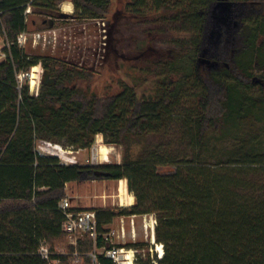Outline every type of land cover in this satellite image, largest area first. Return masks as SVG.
<instances>
[{
	"label": "trees",
	"instance_id": "obj_1",
	"mask_svg": "<svg viewBox=\"0 0 264 264\" xmlns=\"http://www.w3.org/2000/svg\"><path fill=\"white\" fill-rule=\"evenodd\" d=\"M64 1L0 0L5 43L0 60V264H46L37 254L41 243L58 264H89L87 255L106 246L102 235L114 218L149 214L156 219L154 240L163 251L156 264H264V160L252 154L225 161L213 156L221 142L236 141V133L247 127L259 125L264 133V1L231 0L246 6L242 26L225 34L209 57L219 68L202 72L196 64L215 0H127L124 10L137 17L160 14L157 20L170 17L183 26L190 48L164 60L167 70L156 78L154 91L140 93L122 83L117 92L105 95L69 86L72 78L90 75L17 43L19 34L35 28L37 17L56 18ZM70 1L78 20H104L110 13L111 0ZM37 65L55 74V84L41 85L32 95L27 78L19 87L17 76ZM255 70L262 74L255 76ZM179 71L182 75L174 81L171 76ZM185 99L190 110L182 121L192 158H142L145 146L134 153L145 137L172 120ZM97 134L122 146L119 164L64 165L35 151L37 140L88 148ZM88 180H125L134 203L117 211L91 210L98 235L95 244L88 235L78 238L75 261L71 246L66 253L53 251L66 240L58 205L66 184ZM97 257L99 264H114Z\"/></svg>",
	"mask_w": 264,
	"mask_h": 264
},
{
	"label": "rangeland",
	"instance_id": "obj_2",
	"mask_svg": "<svg viewBox=\"0 0 264 264\" xmlns=\"http://www.w3.org/2000/svg\"><path fill=\"white\" fill-rule=\"evenodd\" d=\"M126 1L111 0L110 13L107 18L94 21L76 19L73 15L74 8L71 1L65 0L58 6L59 12L56 18L52 19L48 16L36 18V26L35 28L30 27L29 33L30 35L38 32L44 33L45 37L33 40V37L29 36L25 49L41 56L61 60L69 64L68 69L88 73L89 77H74L69 82V86L75 85L81 91H89L97 95L111 94L117 92L122 83L134 85L140 93L147 94L151 90L154 91L156 78H161L167 70L163 68L162 63L164 60H170L176 52L190 48L188 43L190 34L184 31L185 28L179 23H172L170 17L167 20H163L162 17L157 20L160 14L156 17L155 15L137 17L125 11L123 5ZM65 3H71V13L63 10ZM4 47L5 43L0 37V57H2ZM34 67L36 69L34 71L31 69L29 72L30 77H24L27 78L26 82L32 95L38 93L43 71L41 65ZM206 67L208 68V66H203L201 71L207 70ZM31 74L36 76L35 79L31 78ZM253 74L258 76L262 74V71L255 70ZM181 75L182 72L179 71L171 78L175 81ZM50 76L55 78L54 73ZM32 81L37 83V89L36 87L31 89ZM257 90L258 88L255 87L253 92L256 93ZM187 110H190V103L185 99L184 105L175 110L172 120L161 125L152 136L145 137L140 147H134V153L145 146L142 158H149L151 155H157L159 159L165 158L170 161L192 158L194 149L182 121ZM258 127L259 125L251 129L247 127L246 130L236 133V141L231 139L221 142L217 152L213 154L215 160H236L241 156L251 154L258 160H264V133L259 132ZM95 140L96 136L88 148H75L73 154L77 157L78 164L92 165L90 162L92 152L94 148L101 146L107 149V153L100 154V161L95 165L119 164L122 161V146L107 143L108 140L103 135L101 142L96 143ZM41 141L44 140H37L35 147ZM211 155L210 152L205 154L206 157ZM171 168L172 166H169L164 171ZM118 182L88 180L78 183L80 184L78 186L77 183H68L67 186L65 185V198L68 199L70 206H77L79 210L110 208L117 211L126 207L120 205L117 198ZM70 193H75L77 198L72 199L67 196ZM127 194L131 195L128 190ZM90 198H95L98 202L96 208L88 206ZM150 215L152 214L146 215V219ZM119 218L120 216H117L113 220L115 223L109 228V231L115 233L112 237V244L123 248L124 251H136L132 264H141L148 259L158 258L159 253L156 247L163 252L162 246L156 244L155 240L152 242L150 236L145 233L143 216L135 220V225L126 219L127 216H124V223L120 222ZM118 225H120L119 228ZM121 228L124 230L123 236H121ZM132 231H134L133 234ZM68 246L66 238L63 243L57 244L53 251L66 253ZM97 252H101V249Z\"/></svg>",
	"mask_w": 264,
	"mask_h": 264
},
{
	"label": "built area",
	"instance_id": "obj_3",
	"mask_svg": "<svg viewBox=\"0 0 264 264\" xmlns=\"http://www.w3.org/2000/svg\"><path fill=\"white\" fill-rule=\"evenodd\" d=\"M31 13V8L28 5L27 8L24 11V14L27 16ZM29 36L33 37V40L36 39H44L45 35L44 33H33L30 35L28 32H23L18 35L17 37V43L21 47H25L27 44V39ZM4 56L3 54L1 55ZM0 57V58H2ZM29 73L27 74H19L17 76L19 87L23 82L24 77H28ZM96 143L102 141V135H96ZM35 151L40 156H50V157H56L59 159L61 164L69 165V164H77L78 160L77 157L73 154L74 149L69 147H64L61 144L58 143H52L50 141H41L35 147ZM100 161V156L98 155V148H94L92 152V156L90 158L91 164L95 165ZM125 181V180H124ZM126 184V181H125ZM120 204V202H119ZM121 205V204H120ZM59 211L64 216V220L61 225L62 232L66 235V238L68 240L69 246L74 248V251L72 253V257L75 258V261H78L79 255L76 250L77 246V240L79 237H82L84 235H88L92 240L94 241L97 238V220L96 215L94 211L91 210H84V211H77L72 212L70 209V203L67 198H64L60 201L58 205ZM146 215H143V229L145 233L150 236L151 241L154 242V229L156 226V219L154 215H150L148 219H146ZM121 236L124 234V230L121 228L120 230ZM134 231H132L133 234ZM149 232V234H148ZM115 235L114 231H109L108 233L102 235L104 241L106 242V246L101 249V252H97V249H94L91 253H89L87 256L89 257V264H99L98 262V255H103L104 258L109 259L114 264H124V258L127 257L126 254L128 252L131 255V261L133 262L134 253L136 251H124L123 248L118 247L114 244H112V237ZM162 248V247H161ZM38 256L41 258L42 261H44L46 264H58L59 260L52 258V254L49 250V247L45 243H41L38 250H37ZM162 254L160 253L157 255L158 258H160ZM153 264H156L155 260H152Z\"/></svg>",
	"mask_w": 264,
	"mask_h": 264
},
{
	"label": "water",
	"instance_id": "obj_4",
	"mask_svg": "<svg viewBox=\"0 0 264 264\" xmlns=\"http://www.w3.org/2000/svg\"><path fill=\"white\" fill-rule=\"evenodd\" d=\"M237 4L227 0H215V2L209 7L207 18V31L203 35V43L216 44L218 38L221 36L222 27H229L231 24L236 26L238 23L233 21V13L236 10ZM199 57L202 56L204 49L202 47ZM51 73L47 69H43L41 75V85L53 86L55 84V78L50 76ZM95 175H102L101 172H95ZM107 176L106 173H103Z\"/></svg>",
	"mask_w": 264,
	"mask_h": 264
},
{
	"label": "flooded vegetation",
	"instance_id": "obj_5",
	"mask_svg": "<svg viewBox=\"0 0 264 264\" xmlns=\"http://www.w3.org/2000/svg\"><path fill=\"white\" fill-rule=\"evenodd\" d=\"M227 1H229V0H227ZM231 2H233V1H231ZM234 3H236V2H234ZM236 4H237L236 10L233 13V21L237 22L238 24L236 26L231 24L228 28L222 27L221 36L218 38L216 44L207 43V41L205 43L202 42V47L204 49V52H203L202 56L197 59V64H196L197 68L199 70H201L203 66H208V69L219 68L218 63L217 62H211L209 60V57L211 56L212 52H216L218 50L219 45L221 43V39L225 34L232 35L236 31H238V29L242 26L241 19H242V17H244L246 15V6L243 4H239V3H236ZM205 31H207V22H206ZM200 53H202V52L200 51ZM200 53H199V55H200ZM206 69H207V67H206Z\"/></svg>",
	"mask_w": 264,
	"mask_h": 264
},
{
	"label": "bare ground",
	"instance_id": "obj_6",
	"mask_svg": "<svg viewBox=\"0 0 264 264\" xmlns=\"http://www.w3.org/2000/svg\"><path fill=\"white\" fill-rule=\"evenodd\" d=\"M63 5V4H62ZM63 10L66 12V13H71L72 12V5H71V3H65L64 5H63ZM36 68L35 67H33L32 68V70L34 71ZM30 77V76H29ZM35 77L36 76H34V74H31V78L32 79H35ZM36 85H37V83L35 82V81H32L31 82V89L33 90L34 89V87H36ZM35 89H37V87L35 88ZM107 153V149L105 148V147H103V146H101V147H99L98 148V155L100 156V154L101 155H105ZM118 194H117V198H118V200H119V202H120V204L122 205V206H126V207H128V206H131L132 204H133V197H132V195H128L127 194V188H126V184H125V181L124 180H120L119 182H118ZM157 246V245H156ZM156 251L158 252V253H160V255L162 254V252H161V250H159L158 249V247H156ZM127 255V257L126 258H124L125 260H124V264H132V261H131V255H130V253H128V254H126Z\"/></svg>",
	"mask_w": 264,
	"mask_h": 264
},
{
	"label": "crops",
	"instance_id": "obj_7",
	"mask_svg": "<svg viewBox=\"0 0 264 264\" xmlns=\"http://www.w3.org/2000/svg\"><path fill=\"white\" fill-rule=\"evenodd\" d=\"M68 184H66V186H67ZM78 185H80V184H78L77 183V186ZM67 196H69L70 198H72V199H76L77 198V196H76V194L75 193H70V195H68L67 194ZM98 202L95 200V198H90V200H89V207H94V208H96L98 205H96ZM133 203H134V201H133ZM71 207V209H76L77 211H84V210H79L78 208L79 207H77V206H70ZM142 216H127V218L126 219H128L129 221H132L133 223H134V225H135V220H138V219H140ZM115 219V218H114ZM113 219V220H114ZM119 221L120 222H123L124 223V216H120V218H119ZM116 222H118V221H116ZM115 223V221H112L111 222V224L108 226V228H110V226H112V224H114ZM119 223V222H118ZM119 226L120 225H118V228H119ZM117 230H119V229H117Z\"/></svg>",
	"mask_w": 264,
	"mask_h": 264
}]
</instances>
